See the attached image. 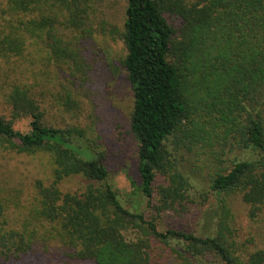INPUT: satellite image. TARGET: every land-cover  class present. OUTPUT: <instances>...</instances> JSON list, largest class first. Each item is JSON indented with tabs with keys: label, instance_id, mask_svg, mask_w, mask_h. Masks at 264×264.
I'll use <instances>...</instances> for the list:
<instances>
[{
	"label": "trees",
	"instance_id": "16d2710c",
	"mask_svg": "<svg viewBox=\"0 0 264 264\" xmlns=\"http://www.w3.org/2000/svg\"><path fill=\"white\" fill-rule=\"evenodd\" d=\"M45 3L0 0V56L20 55L32 38L54 62L74 59ZM78 5L66 6L65 27L80 23V30L86 4ZM118 37L132 98L128 130L136 142L129 207L106 182L93 140L81 128L44 123L31 88L13 84L5 94L9 118L0 114V148L46 153L52 179L35 183L34 206L19 226L8 225V201L0 197V264H37L31 260L37 253L43 264H151L152 243L173 260L164 264H200L205 256L220 264H258L260 252L247 263L237 255L220 196L238 194L250 216L264 215V0H126ZM21 117L28 118L25 132L12 126ZM215 129L249 155L208 180L219 196L213 233L158 230L145 217L143 200L145 207L170 210L188 187L166 141L171 138L174 149L193 145L201 132ZM71 175L85 181L82 190L62 192L58 182ZM157 175L162 183L154 186Z\"/></svg>",
	"mask_w": 264,
	"mask_h": 264
},
{
	"label": "rangeland",
	"instance_id": "374dc122",
	"mask_svg": "<svg viewBox=\"0 0 264 264\" xmlns=\"http://www.w3.org/2000/svg\"><path fill=\"white\" fill-rule=\"evenodd\" d=\"M73 1L78 2V6L86 4L82 5L80 30V23L74 28L62 23L67 14L66 6L71 5L72 0H46L44 8L46 14L55 15L56 32L59 31L62 42L71 45L74 59H67L64 64L54 62L48 57L45 44L32 38L26 40L20 55L0 56V114L9 118L5 94L13 84L31 88L43 110L44 123L60 128H81L86 137L93 140L107 169L106 182L116 191L121 203L129 207V178L137 180L136 142L128 130L132 98L121 65L124 48L118 37L126 0ZM192 119L195 121L196 117ZM12 126L25 132L28 118H18ZM201 136L198 143H179L175 149L171 138L166 141L188 187L184 199L170 210L145 207L143 200L141 209L145 217L160 231L174 228L194 234L213 233L219 214V196L209 190L208 180L234 160L249 155L248 150L222 138L220 130L204 131ZM51 171L44 152L27 154L0 148V197L8 201L5 214L9 226H19L29 216L34 206L35 183L40 180L48 184L52 179ZM161 183L162 178L157 175L153 185ZM84 184L79 176L71 175L62 178L57 186L62 192H78ZM220 197L230 212L229 224L237 255L247 263L249 255L260 252L262 259L258 264H264V215L259 212L250 216L238 194ZM124 234L134 236L130 232ZM49 246V249L54 247ZM152 246L151 264L173 261L165 252H159L156 244ZM40 254L31 260L43 264ZM200 262L220 264L210 256Z\"/></svg>",
	"mask_w": 264,
	"mask_h": 264
}]
</instances>
